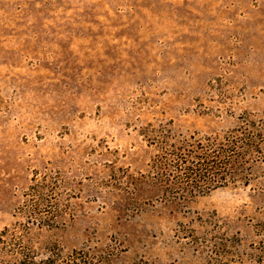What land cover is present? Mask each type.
Here are the masks:
<instances>
[{
	"label": "rangeland",
	"instance_id": "obj_1",
	"mask_svg": "<svg viewBox=\"0 0 264 264\" xmlns=\"http://www.w3.org/2000/svg\"><path fill=\"white\" fill-rule=\"evenodd\" d=\"M168 129L190 150L239 144L225 185L166 187L149 133ZM13 223L73 249L61 264H264V0H0Z\"/></svg>",
	"mask_w": 264,
	"mask_h": 264
},
{
	"label": "trees",
	"instance_id": "obj_2",
	"mask_svg": "<svg viewBox=\"0 0 264 264\" xmlns=\"http://www.w3.org/2000/svg\"><path fill=\"white\" fill-rule=\"evenodd\" d=\"M150 136L157 143L159 151L151 157L149 165L153 172L165 174V186L176 190L175 194L194 196L195 191L201 194L217 186H223L227 182L226 169L233 166L234 155L230 147H238L235 141L220 142L211 148L188 149L189 138L185 135L175 134L171 129L151 130ZM36 194L39 189L30 186ZM35 205V204H34ZM33 218L53 217V211L46 209L33 210L30 213ZM49 225L41 222L38 228H49ZM0 247L4 255L18 260L17 264H61L67 258L73 261V249L65 252L63 247L56 242L49 243L42 248L35 246L32 241L30 227L27 225L11 224L0 230ZM79 252L75 250L74 253ZM64 257H66L64 259ZM73 264V263H69Z\"/></svg>",
	"mask_w": 264,
	"mask_h": 264
}]
</instances>
